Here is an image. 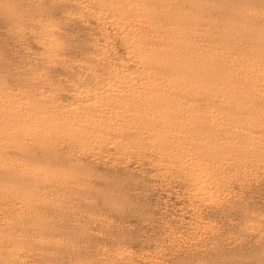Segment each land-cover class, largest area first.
Here are the masks:
<instances>
[{
    "label": "rangeland",
    "instance_id": "1",
    "mask_svg": "<svg viewBox=\"0 0 264 264\" xmlns=\"http://www.w3.org/2000/svg\"><path fill=\"white\" fill-rule=\"evenodd\" d=\"M0 264H264V0H0Z\"/></svg>",
    "mask_w": 264,
    "mask_h": 264
}]
</instances>
